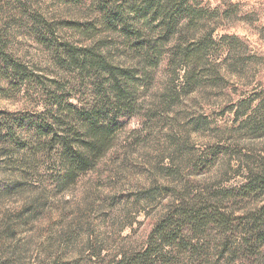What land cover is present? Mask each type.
I'll return each mask as SVG.
<instances>
[{
	"label": "rangeland",
	"instance_id": "rangeland-1",
	"mask_svg": "<svg viewBox=\"0 0 264 264\" xmlns=\"http://www.w3.org/2000/svg\"><path fill=\"white\" fill-rule=\"evenodd\" d=\"M30 1L58 38L43 46L21 23L0 19V28L14 33L15 58L44 78L11 88L0 76V90H8L0 93V114L42 112L53 96H68L82 108L99 104L98 78L65 56L72 50L66 44H108L103 50L119 66L134 68L141 83L136 115L95 170L69 188L58 187L57 152L38 149L28 133L0 132L1 264H118L146 247L176 201L217 197L236 217L264 206V194L241 196L249 171L264 165V119L243 125L247 117L235 121L233 112L243 100L256 108L264 96V0H199L217 11L210 22L215 39L237 42L215 54L225 78L175 105L171 94L183 73L173 82L167 60L149 68L120 34L104 32L93 0ZM66 22L90 29L88 36L65 28ZM51 80L61 81L60 87Z\"/></svg>",
	"mask_w": 264,
	"mask_h": 264
},
{
	"label": "trees",
	"instance_id": "trees-1",
	"mask_svg": "<svg viewBox=\"0 0 264 264\" xmlns=\"http://www.w3.org/2000/svg\"><path fill=\"white\" fill-rule=\"evenodd\" d=\"M92 6L97 8L101 29L120 34L131 53L142 56L149 68L158 69L167 60L173 82L178 72L183 73L180 88L172 90L171 104L204 88H215L218 80L225 78L222 63L215 54L225 49L224 44L237 39L228 36L215 39L210 22L215 21L217 11L205 7L202 1L93 0ZM133 13L136 18L131 21ZM0 19L21 23L43 46L58 38L55 26L30 0H0ZM134 21L142 22V26L130 23ZM64 27L87 36L90 30L69 22ZM13 36L11 27L0 28L2 80L11 88H20L31 82L32 77L44 79L31 75L29 68L15 58ZM106 45L75 48L66 44L72 50H64L65 56L82 73L90 70L98 78L99 104L82 108L68 96H53L43 103L42 112L23 117L7 112L0 114L1 133L6 130L10 136L19 131L28 133L37 139L38 149L57 152L61 167L57 178L59 188H69L95 170L114 147L119 130L136 115L141 79L134 68L114 63L103 50ZM51 82L56 87L61 85V81ZM0 91L6 96L8 90L1 88ZM251 102L243 100L233 106L235 121L247 117L244 125L254 119H264V96L256 108ZM241 192L244 198L264 194L263 164L249 171ZM225 209L217 197L176 201L168 214L155 224L146 247L118 264H256L259 260L264 263V206L238 217L235 212L226 213Z\"/></svg>",
	"mask_w": 264,
	"mask_h": 264
}]
</instances>
